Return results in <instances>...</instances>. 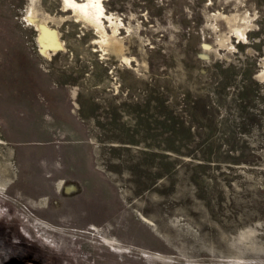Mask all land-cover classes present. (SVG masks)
Returning <instances> with one entry per match:
<instances>
[{
    "label": "rangeland",
    "instance_id": "1",
    "mask_svg": "<svg viewBox=\"0 0 264 264\" xmlns=\"http://www.w3.org/2000/svg\"><path fill=\"white\" fill-rule=\"evenodd\" d=\"M92 1L0 0V231L39 264H264V0Z\"/></svg>",
    "mask_w": 264,
    "mask_h": 264
},
{
    "label": "bare ground",
    "instance_id": "2",
    "mask_svg": "<svg viewBox=\"0 0 264 264\" xmlns=\"http://www.w3.org/2000/svg\"><path fill=\"white\" fill-rule=\"evenodd\" d=\"M63 1L65 3L66 7L67 6L72 7L75 11H77L79 13V16H81L83 19H85V20H89V19L97 20L98 19V11L95 8L98 5V1L95 2L92 0H87L84 5L76 4V2L71 1V0H63ZM28 20L30 21V24L33 25L37 31L38 30L40 31L39 43L42 46V52L47 53V50L52 48L53 46H56V45L59 46L56 43L55 35L45 25H39L38 19L35 18L33 16V14H30ZM37 42H38V37H37ZM63 189H64L65 193H67V194H70V193L74 192V190H75V188L73 186H63ZM146 220H148V219H146ZM144 222H147V221H144ZM115 230L116 229H112V231H115Z\"/></svg>",
    "mask_w": 264,
    "mask_h": 264
},
{
    "label": "flooded vegetation",
    "instance_id": "3",
    "mask_svg": "<svg viewBox=\"0 0 264 264\" xmlns=\"http://www.w3.org/2000/svg\"><path fill=\"white\" fill-rule=\"evenodd\" d=\"M40 259L38 253L27 251L20 241L0 231V264H39Z\"/></svg>",
    "mask_w": 264,
    "mask_h": 264
}]
</instances>
